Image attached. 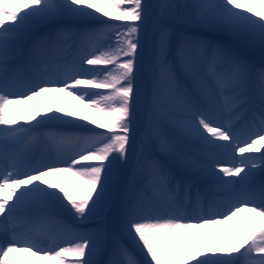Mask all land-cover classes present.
Returning <instances> with one entry per match:
<instances>
[{
	"label": "snow or ice",
	"instance_id": "snow-or-ice-1",
	"mask_svg": "<svg viewBox=\"0 0 264 264\" xmlns=\"http://www.w3.org/2000/svg\"><path fill=\"white\" fill-rule=\"evenodd\" d=\"M151 7L146 0H0V161L5 162L0 165V194L7 193L0 195V264H264V183L249 186L253 170L264 167V64L183 27L174 29V22L185 21L228 33L258 47L264 56V0H164L157 6L154 94L141 142L154 139L159 150L148 163L145 183L122 204L119 219L144 259L121 240L111 242L107 261L98 258L109 246L102 226L91 233L68 226L56 234L46 230L61 223L52 214L56 203L78 219L94 216L105 204L113 164L129 158L136 140L141 33ZM64 19L83 27L64 24L45 33L33 42L31 52L62 43L66 50L68 38L78 33L82 43L70 62L52 70L33 68L28 75L10 66V54L21 39ZM162 86L168 97L181 102L183 114L194 119L177 122L161 107ZM52 93L93 109L99 120L79 119L102 131L93 128L85 136L44 133L56 155L69 162L32 166V150L39 143L36 130L76 123L75 111L49 108L41 113L31 103ZM21 108L29 110L27 118L17 115ZM217 110L224 121L214 116ZM170 128L197 136L230 157L224 163L214 161L211 182H196L206 166L181 151ZM206 156L213 159L211 153ZM65 175L80 186L73 189L63 179H49ZM221 192L230 197L227 210L202 215L215 207L213 194ZM241 213L250 214L243 237L228 227L222 243H196L201 230L228 225ZM21 224L27 230L17 231ZM46 239L48 247L43 246Z\"/></svg>",
	"mask_w": 264,
	"mask_h": 264
},
{
	"label": "rangeland",
	"instance_id": "rangeland-1",
	"mask_svg": "<svg viewBox=\"0 0 264 264\" xmlns=\"http://www.w3.org/2000/svg\"><path fill=\"white\" fill-rule=\"evenodd\" d=\"M162 2H164V0H146V3H148L150 6H152L150 8V11H149L148 22L155 15V12L159 11L157 6L159 4H161ZM172 2L181 3V2H184V0H172ZM96 23H98V21ZM179 23L181 25L180 27H183L185 29L197 30V31H200V32L201 31H205L206 33H208L207 29H203V28H199V27H196V26H193V25H190V24H186L185 21L174 22V29L177 28L176 26L179 25ZM64 24L71 25V27L73 29H79L82 26L81 24L76 23V22H74L72 20L64 19V20H60V21H57V22H51V23L42 25V26H40L38 28V30H41L40 33H41V35H43L45 33H49V32H52V31L54 32L56 30V28H59V27H61ZM156 27H157V24L155 23L153 25V27L151 28V30L149 31L148 24H147V27L141 33L142 49H141L140 55L138 57V69H139L138 78L141 77V76H144V75H146V77H145L144 81L142 82L141 91L139 90V102L136 105V109H135L136 116H135V120L133 122V135L136 132L138 122H140V124H141V126L143 127V130H144L142 137H145L146 130H147V127H148V126L146 127V124H147L146 122L147 121L145 119H143V118H149L150 105L152 103V98H153V94H154L153 88H152V73H153V69H154ZM197 31L196 32L191 31V32L197 34L198 33ZM147 33H148V35L146 37L145 35ZM221 36L223 38H220V37H218V38L223 39V40H225L228 43L231 42V44H232L231 48H233L234 50L239 52L241 55L245 56L252 63H254L256 65L264 64V56H261V54L259 52V49L249 47L248 45L245 44L244 41H242V43L241 42L240 43H236L234 41V39L231 36L227 35V34H223ZM28 37H26V38H28ZM72 38H73V35L70 36L68 39H72ZM176 38H177V33L173 34V39H176ZM80 40H81V37H80ZM144 41H147V44L144 43ZM145 44H146V47H144ZM20 51H21V48L19 47V44H16V51L10 54L9 64H11L14 61L18 60ZM171 51H172V54L174 56L175 55V47L173 49H171ZM57 60L60 62L59 58H57ZM59 94L60 93L48 94L47 97H49V96L55 97L56 96L55 98H57ZM160 99H161V107L170 110L172 117H174L173 115H175V117L177 118V120H175V121L179 122L180 120H182V119H180L181 118L180 113L175 108H173V105L170 106L172 101H173V99L166 95V92H165L163 86L161 87ZM76 102L80 104L81 108L87 109V112H89L92 115H94L93 119H97V120L100 119L99 114L96 113L93 109L86 108L83 104H81L77 100H76ZM141 107H143V113H142V116H141L142 119L139 121L138 119H139V114H140V111H141ZM21 111H22V118H27L28 115L25 114L26 110L21 109L19 112H21ZM40 112L41 113H45V112H43V108H42V110ZM177 116L179 117V119H178ZM156 118L158 119V117H156ZM45 126H42L38 130L40 132L45 131L44 130ZM64 127L58 128V125H52L51 127H47L46 129H49L47 132H54L56 130H66ZM79 127L83 128L82 126H79ZM93 128H95L94 125H93V127H87V129H89V130H91ZM95 130L97 132L102 131L99 128H95ZM169 132H170L171 135H174V134L179 135V133H178V131L176 129L173 130V129L170 128ZM66 134H75V133H72V132L67 133L66 132ZM77 134H78L77 136H81L84 133H77ZM85 134L89 135V134H91V131H89V132L87 131ZM173 137L175 138V136H173ZM141 138L138 139V140H135V144L132 146V150L129 153V158H128L127 162L117 161L116 164L118 162H120L117 165L118 170L116 169V167H114V169L111 170V172L109 174V192L106 195L105 204L102 205L101 208L97 209V213L94 216H92L90 219H87V220H81V219H78L72 213V211H70L69 209L63 207L59 203H56L54 205V207L56 209V212L58 214H61V215L64 216L63 217L64 218L63 221L59 225V228L55 230L54 234H56L59 231L60 226L63 225V224H66L65 226H68L70 228L76 229L78 231L89 232V233L95 232L98 226H102L104 228L105 227V223L107 221H109L110 219H111V221H112V223L114 225H117L120 228V226H119V219L120 218L117 217L118 216L117 213L122 208V204L124 203V201L129 199V197H130L129 193L126 191V187L123 188L124 184H126V181H127V178H126L127 175H128L127 173H129L128 172L129 169L131 170L132 167L134 166L135 158L138 156V154H140V151L142 150L141 147H144V143H147L148 141H150L148 143L152 146L151 150H155L154 148L157 147V142L154 139L153 140H149V139L145 138L144 142L142 143L141 142ZM175 139L178 140V142H181L180 138H175ZM200 143H202L201 146L202 145H209V144H207L206 142H204L202 140H200ZM210 146L213 147V149H214L213 151H211L213 157L217 158L218 155H225V152L223 150L217 149V148H215L212 145H210ZM36 148H37V145L32 150V154H31L30 160L37 157V153L35 151ZM68 150L70 151V149H68ZM45 153H48V152H45ZM46 155L49 156L50 153H48ZM62 158L65 159V160L62 161ZM67 162H69L67 157H65V156L64 157L63 156H57L56 155V151H55V154L52 156V163L66 164ZM212 168H213V165L209 164V165L206 166V169L203 170V171L211 170ZM49 179H63V180L66 181L65 186L69 187V188H73V189L78 188L80 186V182L77 181L75 177H70L68 175H65L63 177H50ZM122 180H123V184H122ZM114 216L116 217V220L112 219ZM46 230L50 233V231L48 229V226H47ZM113 238L114 237L111 236V234H110L109 235L110 250H111V242L114 241ZM48 246H50V243L48 244ZM132 249L134 250V247H132ZM98 258L106 260L107 256L105 254L104 256L98 257ZM138 258L143 260L141 256H138Z\"/></svg>",
	"mask_w": 264,
	"mask_h": 264
},
{
	"label": "bare ground",
	"instance_id": "bare-ground-1",
	"mask_svg": "<svg viewBox=\"0 0 264 264\" xmlns=\"http://www.w3.org/2000/svg\"><path fill=\"white\" fill-rule=\"evenodd\" d=\"M261 10H264V9H261ZM155 17L156 16H154V18L153 19H151V22L149 23V25H152L153 23H154V20H155ZM186 24H187V22H186ZM179 26H177V28H178ZM187 31H193V30H187ZM197 30H194V32H196ZM207 31L209 32V33H211V34H213V36L211 37L210 35H209V39L210 40H212L213 42H216V43H218L217 41L218 40H216V39H219V40H221L220 38H223L221 35H223V34H227V35H229V36H231L233 39H234V41L236 42V43H242V41H244V40H241V39H238V38H236V37H233L232 35H230V34H228V33H224V32H220V31H213V30H209V29H207ZM198 32V35L199 36H201V37H203V38H206L205 37V35H204V33L203 34H201L202 32H199V31H197ZM202 35H204V36H202ZM218 37H220V38H218ZM174 41H175V39H173V47H175V43H174ZM222 42H226L225 40H221ZM233 41V42H234ZM24 42L25 43H28L29 42V40L26 42V40H24ZM33 42L34 41H32L31 42V44L29 43V44H27L28 45V48H31V45H33ZM234 42V43H235ZM245 42V44L246 45H248L249 47H251V48H257V49H259L258 47H256V46H253V45H250V44H248L246 41H244ZM219 43H221V42H219ZM235 43V44H236ZM69 44V42L67 41V45ZM222 44V43H221ZM230 45H231V42L229 43ZM26 46V45H25ZM25 46H23V48L25 47ZM173 49V48H172ZM31 51V50H30ZM29 51V53L28 54H30L29 55V57L30 58H33L32 59V61H31V65H32V69L33 68H38V67H40V64H42V62H41V58L40 57H38V55H35V56H33V57H31V55H33V53L32 52H30ZM70 51V50H69ZM21 56V55H20ZM26 71V70H25ZM139 83V82H138ZM56 97V96H55ZM55 97H53V96H49V97H47L46 99H43V102H40L39 101V98L38 99H36V100H34V101H32L31 103L37 108V110H39L40 111V107H42L43 108V112H47V110L49 109V108H51V109H56V108H61V109H63L65 112L66 111H75V112H77V117H75L74 119L76 120V123L74 124V125H69V126H72V127H74V126H76V127H78V126H84V127H93V125H91L90 123H89V121L91 120V119H93L94 118V115H92L91 113H89V112H87V109H83V108H81V106H80V104L79 103H77L76 102V100H74L73 98H71L70 96H67L66 94L64 95V94H59L58 95V97L57 98H55ZM172 103L174 104V105H177L178 107H180L181 108V102L179 101V100H176V99H173V101H172ZM78 105V106H77ZM26 114L27 115H29V110L27 109L26 110ZM221 114H222V112L221 111H219V110H217L215 113H214V116L216 117V119H218V120H220L219 118L221 117ZM82 116H87V117H89V121H84V120H81V119H79V117H82ZM174 117H173V119L174 120H177V118L175 117V115H173ZM178 117V116H177ZM178 119H179V117H178ZM192 119H194L193 117H191V116H187V118L185 119V120H183V121H191ZM179 121V120H178ZM182 121V120H181ZM189 127H190V124L188 125ZM176 130L179 132V136L181 137V138H184V140H185V142L181 139V142H179L180 143V145H181V151L185 154V155H187L188 157H190V158H193V159H196V160H199L202 164H207L208 163V157L206 156V153H209L208 151H205V150H203V149H201L198 145H197V143L196 142H194V141H196V140H198V137L197 136H194V135H188V134H185V133H183L179 128L177 129L176 128ZM136 137H137V135H135ZM185 138H189V139H191V141H189V140H186ZM192 140H194V141H192ZM48 146H51L52 147V145L50 144V145H48ZM158 148H157V152H158ZM147 150L146 149H144V148H142V150H141V152H142V154L136 159L135 158V160H136V167H134V169H133V171L131 172V177H132V179L133 180H137L138 181V179H141V178H144L145 177V174H146V172L144 173V169L145 168H147V166H148V163H149V161L152 159V158H154V157H156L157 156V152H154V151H152L151 150V152H146ZM145 153H148V154H145ZM143 155H145V156H143ZM230 159V158H229ZM238 159V158H237ZM218 162H220V163H222V161H221V159H218L217 160ZM213 163H214V161H212ZM112 170V169H111ZM263 172H264V169H263ZM199 176H201L202 174H198ZM71 177V176H70ZM137 189H139L138 187H137V185H134L133 183H131V181H129V190L132 192L131 193V195L132 196H134L135 195V193H136V190ZM227 208H228V205L226 204V205H223V207H220V208H218V210L219 211H222V212H224V211H226L227 210ZM215 211H217V208H215V209H212L211 211H205V212H202L201 214L202 215H207V214H212V212H215ZM120 213H122V209H121V212ZM29 215H34V213H32V212H30L29 213ZM250 214H248V213H241L239 216V219L238 220H236V221H234L233 220V223H232V226H233V229L240 235V236H244L245 235V219L249 216ZM54 224H55V222H53ZM53 223H52V225H53ZM57 225V224H56ZM228 228V226L227 225H224V226H217V229L216 230H201L198 234H197V238H196V243L197 244H199V245H204V244H219V243H222V237L223 236H227V235H229L226 231H225V229H227ZM120 232V231H119ZM210 232H212V233H215V234H213V235H209V233ZM125 233V232H124ZM121 234V233H120ZM126 234V233H125ZM127 235V234H126ZM128 236V235H127ZM117 237V236H116ZM124 237H126L125 235H124ZM129 237V236H128ZM118 238V237H117ZM119 239V238H118ZM129 239H130V242L132 243V241H131V238L129 237ZM117 240V239H116ZM133 244V243H132ZM134 245V247H135V249H136V251H138V253L140 254V256H142V254L140 253V251H139V249H138V247L135 245V244H133ZM108 250V249H107ZM111 252V251H110ZM109 254L110 253H108V256H109ZM143 257V256H142ZM109 258H110V256H109ZM37 264H46L45 262H43V261H37ZM240 264H244V261L242 260L241 262H240Z\"/></svg>",
	"mask_w": 264,
	"mask_h": 264
}]
</instances>
